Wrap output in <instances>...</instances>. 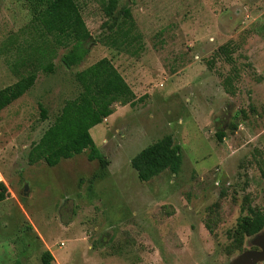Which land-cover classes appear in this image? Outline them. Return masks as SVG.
Returning <instances> with one entry per match:
<instances>
[{
	"label": "rangeland",
	"instance_id": "rangeland-1",
	"mask_svg": "<svg viewBox=\"0 0 264 264\" xmlns=\"http://www.w3.org/2000/svg\"><path fill=\"white\" fill-rule=\"evenodd\" d=\"M104 1L78 0L92 35L85 59L68 68L57 48L55 71L39 69L0 111V264H42L45 249L58 264H233L260 249L264 224L228 251L244 206L264 222V0H118L115 13L130 7L136 24L128 49L109 45ZM46 38L29 0H0V89ZM103 57L141 98L116 102L91 128L110 162L103 177L92 178L100 164L89 150L29 164L32 145L81 92L76 72ZM168 134L182 148L180 172L141 181L131 159Z\"/></svg>",
	"mask_w": 264,
	"mask_h": 264
},
{
	"label": "trees",
	"instance_id": "trees-1",
	"mask_svg": "<svg viewBox=\"0 0 264 264\" xmlns=\"http://www.w3.org/2000/svg\"><path fill=\"white\" fill-rule=\"evenodd\" d=\"M118 3V0L104 1L105 14L114 20L111 24L107 23L109 32L106 37L110 41L109 45L128 49L137 40V35L132 33L136 24L130 7H124L120 15L115 13ZM29 4L35 26L42 30L43 35L47 34L51 38H46L36 47L38 56L33 63L27 57L21 59L26 73L16 82L0 89V111L34 86L39 69L48 73L55 71L56 65L50 58L56 56L57 48L67 49L61 60L68 68L81 63L90 51L88 42L92 35L78 0H29ZM138 49L140 48L135 51ZM29 63L33 66L31 69H28ZM76 80L82 87L81 92L77 97L65 101L54 122L44 131L40 140L32 145L28 162L35 164L44 161L49 166H55L62 159L72 158L89 150L88 158L97 160L100 164V169L95 170L92 178L103 177L110 162L96 144L91 128L113 113L116 102L135 105L141 98H137L125 77L107 57L77 71ZM41 111L42 117L46 119L47 109L41 106ZM216 135L220 140L225 136L222 129H218ZM182 164V148L170 134L147 145L131 159V165L141 181H149L166 170L179 173ZM260 168L264 178V160ZM0 188L2 201L6 198L8 189L3 181H0ZM263 224L262 216L251 203L244 206L236 227L229 233L233 240L228 251L241 249L245 238L258 234ZM207 227L213 231L208 225ZM41 259L42 264H58L50 249L42 252ZM14 264L22 262L16 261Z\"/></svg>",
	"mask_w": 264,
	"mask_h": 264
},
{
	"label": "water",
	"instance_id": "water-1",
	"mask_svg": "<svg viewBox=\"0 0 264 264\" xmlns=\"http://www.w3.org/2000/svg\"><path fill=\"white\" fill-rule=\"evenodd\" d=\"M255 245L260 249L246 250L240 254L232 263L233 264H258L264 262V233L256 237Z\"/></svg>",
	"mask_w": 264,
	"mask_h": 264
}]
</instances>
